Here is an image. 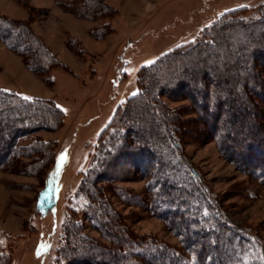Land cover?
I'll return each instance as SVG.
<instances>
[{
    "label": "trees",
    "instance_id": "trees-1",
    "mask_svg": "<svg viewBox=\"0 0 264 264\" xmlns=\"http://www.w3.org/2000/svg\"><path fill=\"white\" fill-rule=\"evenodd\" d=\"M59 5L78 18L101 21L91 30L96 39L114 30L111 22L118 11L102 0ZM31 21L0 11V41L35 76L52 84V70H72L56 58ZM67 44L85 55L78 40ZM136 82V94L118 105L93 146L89 168L79 173L76 197L85 204L81 211L68 208L52 264H264V241L227 220L217 196L185 156L182 140L192 133L214 142L227 162L264 184V5L223 13L196 42L142 66ZM165 98L188 102L187 112L195 117L185 119L184 111L170 107ZM65 117L52 98L0 87V169L19 166L27 174H41L42 190L51 188L50 210L57 145L37 134L58 130ZM132 173L145 181L147 200L117 187L116 197L125 203L135 200L160 219L178 245L138 237L120 220L109 186ZM85 223L106 243L89 237ZM4 231L0 264H13Z\"/></svg>",
    "mask_w": 264,
    "mask_h": 264
},
{
    "label": "rangeland",
    "instance_id": "rangeland-1",
    "mask_svg": "<svg viewBox=\"0 0 264 264\" xmlns=\"http://www.w3.org/2000/svg\"><path fill=\"white\" fill-rule=\"evenodd\" d=\"M61 1L65 0H0V11L9 18L32 19L31 27L72 70H52V84L41 80L0 41V86L27 96L52 98L66 115L58 130L37 134L57 145L51 210L46 206L51 188L42 190L41 174H27L26 168L19 166L0 169V230H7L4 232L11 240L7 248L13 264H52L68 208L81 211L85 204L76 197L79 173L89 168L93 146L118 105L136 94L139 69L175 47L196 42L223 13L264 5V0H102L116 8L118 16L111 22L114 30L96 39L91 30L101 21L78 18L66 12ZM72 38L83 45L85 55L67 44ZM164 101L184 111L185 119L195 117L187 112L188 102ZM182 140L185 156L217 196L227 220L264 241V184L227 162L214 142L196 139L192 133L184 134ZM23 160L29 162L30 158ZM116 187L147 200L145 181L137 173L109 186L120 220L138 237L151 235L178 245L160 219L133 204L135 200L125 203L116 197ZM85 233L106 243L90 223H85ZM261 255L264 258V253Z\"/></svg>",
    "mask_w": 264,
    "mask_h": 264
},
{
    "label": "crops",
    "instance_id": "crops-1",
    "mask_svg": "<svg viewBox=\"0 0 264 264\" xmlns=\"http://www.w3.org/2000/svg\"><path fill=\"white\" fill-rule=\"evenodd\" d=\"M2 12V11H1ZM3 13V12H2ZM5 14V13H4ZM1 87V86H0ZM4 88H6V87H4ZM10 89V88H9ZM39 97V96H38Z\"/></svg>",
    "mask_w": 264,
    "mask_h": 264
},
{
    "label": "snow or ice",
    "instance_id": "snow-or-ice-1",
    "mask_svg": "<svg viewBox=\"0 0 264 264\" xmlns=\"http://www.w3.org/2000/svg\"><path fill=\"white\" fill-rule=\"evenodd\" d=\"M25 99H28L27 97H25Z\"/></svg>",
    "mask_w": 264,
    "mask_h": 264
},
{
    "label": "bare ground",
    "instance_id": "bare-ground-1",
    "mask_svg": "<svg viewBox=\"0 0 264 264\" xmlns=\"http://www.w3.org/2000/svg\"><path fill=\"white\" fill-rule=\"evenodd\" d=\"M232 156V155H231ZM252 164V163H251Z\"/></svg>",
    "mask_w": 264,
    "mask_h": 264
}]
</instances>
